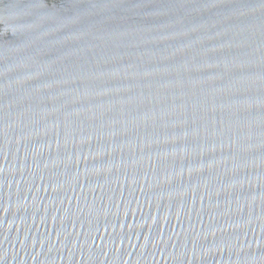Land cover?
Masks as SVG:
<instances>
[{"label":"water","instance_id":"95a60500","mask_svg":"<svg viewBox=\"0 0 264 264\" xmlns=\"http://www.w3.org/2000/svg\"><path fill=\"white\" fill-rule=\"evenodd\" d=\"M0 264H264V0H0Z\"/></svg>","mask_w":264,"mask_h":264}]
</instances>
